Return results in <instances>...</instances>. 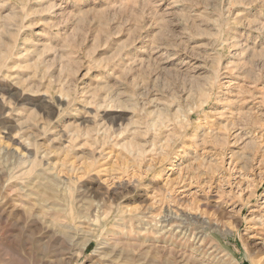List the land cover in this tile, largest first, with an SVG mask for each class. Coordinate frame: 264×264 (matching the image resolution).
<instances>
[{
    "label": "rangeland",
    "instance_id": "1",
    "mask_svg": "<svg viewBox=\"0 0 264 264\" xmlns=\"http://www.w3.org/2000/svg\"><path fill=\"white\" fill-rule=\"evenodd\" d=\"M87 236L74 264H264V0H0V264Z\"/></svg>",
    "mask_w": 264,
    "mask_h": 264
},
{
    "label": "bare ground",
    "instance_id": "2",
    "mask_svg": "<svg viewBox=\"0 0 264 264\" xmlns=\"http://www.w3.org/2000/svg\"><path fill=\"white\" fill-rule=\"evenodd\" d=\"M4 91V90H3ZM12 91V90H11ZM8 93H11V92H9L8 91ZM116 121L115 122H113V124L114 123H117V122H119L120 120H122L123 119V115H119V116H117L116 118ZM47 174V173H46ZM47 176V175H46ZM49 176V175H48ZM50 177V176H49ZM55 177V176H54ZM53 177V178H54ZM39 178V177H38ZM40 180V179H39ZM38 180V181H39ZM42 180V179H41ZM40 180V181H41ZM39 181V182H40ZM38 182V183H39ZM41 184V183H40ZM40 184H39V187H38V185H37V189H38V191H39V189H40V187L41 186H44L45 187V189L46 190H43V191H39L40 193L39 194H36V192L34 193V192H32V188L30 189L31 190V192L32 193H29L28 194V196L30 197V196H36L37 197V199H36V203H37V205L41 208V209H43L44 210V213L45 214H48L49 212H51V211H53V210H55V207L57 206V204L54 202H52L53 200H55V196L53 195V194H55V193H57V184L55 183V182H53V181H49V179H48V181L44 184V183H42L41 184V186H40ZM33 188H34V186H33ZM36 189V188H35ZM86 190H88V189H86ZM34 191V190H33ZM36 191V190H35ZM59 192V191H58ZM81 192H83L82 190H81ZM79 195V194H78ZM84 196H86V195H84ZM92 196V195H91ZM103 196V195H102ZM54 198V199H53ZM67 199V198H66ZM57 201H59V200H57ZM65 203V202H64ZM68 203V202H67ZM58 204H59V202H58ZM66 204V203H65ZM65 204H64V206H65ZM62 205H63V203H62ZM61 205V206H62ZM68 205V204H67ZM106 205V197L105 196H103L102 197V199L100 200V201H98L97 203H96V208H94V210L96 211V212H98V213H100V212H102V214L103 215H105V216H102V218L104 217H106V215H107V217H108V212H107V214H106V212L104 211V206ZM107 205H108V203H107ZM111 205V204H110ZM69 206H70V204H69ZM68 206V207H69ZM66 207V206H65ZM88 207H89V205H88ZM62 208H64V207H62ZM107 208V207H106ZM88 210V209H87ZM91 210V209H90ZM42 211V210H41ZM61 211H62V209H61ZM66 211V210H65ZM65 211H64V213H65ZM93 211V208H92V210H91V212ZM94 211V212H95ZM95 212V213H96ZM60 213V212H59ZM58 213V214H59ZM35 214V213H34ZM57 214V213H56ZM56 214H54V216L56 215ZM61 214V213H60ZM63 214V213H62ZM42 215V214H41ZM40 215V216H41ZM31 216V215H30ZM32 216H34L33 214H32ZM31 216V217H32ZM58 216V215H57ZM66 216V215H65ZM91 216H93V215H91ZM38 217V216H37ZM56 217V216H55ZM85 217V216H84ZM106 217V218H107ZM43 218V217H42ZM58 218V217H57ZM90 218V221H91V219H93V218H91V217H89ZM88 218V219H89ZM100 218L101 217H98L97 216V214H96V217H95V219L93 220L94 221V223L96 222V221H100ZM49 219H50V217H49ZM49 219H48V221H49ZM68 219V218H67ZM82 219H84V218H82ZM128 219V218H127ZM38 220V219H37ZM58 220H59V218H58ZM39 221V220H38ZM57 221V220H56ZM92 221V222H93ZM124 221V220H123ZM36 222V221H35ZM43 222V221H42ZM47 222V221H46ZM55 222V221H54ZM88 222V221H87ZM39 223V222H38ZM90 224H93V223H91V222H89ZM97 223V222H96ZM47 224L48 223H46V225L45 226H47ZM62 224V223H61ZM61 224H59V226L61 225ZM64 224V223H63ZM104 224V223H103ZM89 225V224H88ZM40 226H42V224H40ZM92 226V225H91ZM93 226H96V225H93ZM43 227V226H42ZM121 227V226H120ZM124 228L123 229H125V226H123ZM48 228V227H47ZM96 228V227H95ZM49 229V228H48ZM50 229H52V228H50ZM63 229H65L64 227H63ZM68 229V228H67ZM44 230V229H43ZM53 230V229H52ZM57 230V229H56ZM59 231V230H58ZM62 231V230H61ZM60 231V232H61ZM67 231V230H66ZM81 231V230H80ZM77 232V231H76ZM110 232V231H109ZM50 233V232H49ZM56 233V232H55ZM64 233V232H63ZM114 233V232H113ZM51 234H52V232H51ZM54 234V233H53ZM61 234V233H60ZM68 234H69V232H68ZM75 234V233H74ZM79 234V233H78ZM116 234V233H115ZM57 235H58V232H57ZM123 235V234H122ZM125 235V234H124ZM52 236V235H51ZM80 236V235H79ZM118 236V235H117ZM83 237V236H82ZM81 237V238H82ZM88 237V236H87ZM52 238H53V236H52ZM60 238H62V237H60ZM65 239H66V237H64ZM63 240V243L66 245V244H69L68 243V241L67 240ZM60 240V239H59ZM72 241V240H71ZM55 244H56V242H54ZM59 243V242H58ZM70 244H72V243H70ZM89 245H90V239H89V237H88V239L86 238V240H85V242L83 241V244L80 246V248H79V250H77V248L78 247H76V250L78 251V253H79V256H75V255H71L70 257H69V262L68 263H72V264H74V263H76V262H78L79 261V259H80V257L82 256V255H84L85 254V252H86V250L88 249V247H89ZM57 246H58V244H57ZM59 247V246H58ZM58 247H56V248H58ZM67 247V246H66ZM60 248H62V247H60ZM71 248H72V246H71ZM70 249V248H69ZM68 249V250H69ZM62 250H64L63 248H62ZM67 250V249H66ZM56 251V250H55ZM61 251V250H60ZM58 252V251H57ZM75 252V251H74ZM60 253V252H59ZM58 254V253H57ZM56 254V255H57ZM67 254V253H66ZM71 254V253H70ZM75 254H76V252H75ZM128 254V253H127ZM65 255V254H64ZM63 255V256H64ZM76 255H78V254H76ZM60 256H62V255H58V257L56 256V258L58 259ZM106 257V256H105ZM126 257V256H125ZM104 258V257H103ZM98 259H100V258H98ZM127 259V258H126ZM61 260H62V258H61ZM65 260V259H64ZM95 260H97V259H95ZM123 260V259H122ZM60 262V261H59ZM96 262V261H95ZM63 263V262H62ZM99 264H116L114 261H112L111 259H109V258H105V259H103V260H101L100 261V263ZM125 264H127L126 262H125Z\"/></svg>",
    "mask_w": 264,
    "mask_h": 264
}]
</instances>
